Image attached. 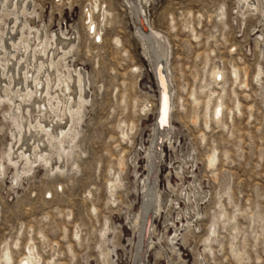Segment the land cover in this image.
Masks as SVG:
<instances>
[{"label":"rangeland","instance_id":"obj_1","mask_svg":"<svg viewBox=\"0 0 264 264\" xmlns=\"http://www.w3.org/2000/svg\"><path fill=\"white\" fill-rule=\"evenodd\" d=\"M142 1L168 48L162 68L173 108L157 147L163 201L143 264H264V0ZM15 2H0V46L26 41L30 29L44 31L43 40L62 33L70 47L52 71H81L88 90L80 121L60 126H75L63 149L46 137L36 150L39 129L18 147L20 115L0 102V264L7 253L9 264H135L161 90L131 6ZM13 51L0 52V82L16 90L24 77H1Z\"/></svg>","mask_w":264,"mask_h":264},{"label":"bare ground","instance_id":"obj_2","mask_svg":"<svg viewBox=\"0 0 264 264\" xmlns=\"http://www.w3.org/2000/svg\"><path fill=\"white\" fill-rule=\"evenodd\" d=\"M1 1L2 0H0V2ZM5 1H6V6H10L12 8L14 7L15 9L19 8V3L15 4L16 0H5ZM126 1L131 6V10H132V12H133V14L137 20L136 23H137L138 31H139L142 39L144 40L145 46H147V50L149 51V54L148 53L147 54L150 55V60L152 61L153 69L156 73L158 85H159L160 90H161L160 103L162 100V103H163L162 114L166 115L169 111L168 109L170 106L168 104V100L170 99V103L172 100V96L170 93L171 90L167 89V87H166V83H165L166 77H165V74H164V71L162 68L164 60H166L168 48L166 49L164 37L149 27L147 18L144 16L145 10L143 7H139L140 5L142 6L143 1L142 0L138 1L141 3L139 6H138L139 3H137L136 0H126ZM251 2H252L251 0H241V3L250 4L251 6L255 7V4H253ZM2 5H3V3H2ZM27 6H28V3L24 4V6H20L21 13L27 12ZM2 9H1V11H2ZM4 12L6 13V11H4ZM19 19L20 18L17 16L16 21H19ZM0 21H1V19H0ZM14 24H16V22H14ZM18 24L19 23H17V25ZM25 26L26 25L23 24L24 28H25ZM91 26H92V24H91ZM15 27H17V26H15ZM23 29H21V30H23ZM43 32L38 30V29L37 30L30 29V36L28 39L26 38L27 39L26 41L23 40L24 42L21 41L19 44H15L11 38L7 42L3 39L1 41L2 45L0 46V52H4V54L5 53L7 54L8 50L10 48L15 49V52L13 51L14 54H12L13 59H11L10 61L8 60V62L5 63L7 65H5L6 68L5 69L3 68V69L6 71L4 74L2 73L1 77H4L7 80H10L11 82L12 81L14 82L16 78L21 79V77H24L23 78L24 83L21 82L22 85L19 86L18 89H16V90L10 89L12 86L10 87V84L8 81H7L8 85L4 84V86H3V84H1L2 81L0 82V102L1 103H4V102L7 103L8 102V104H13V106H11V107L12 108L15 107V109L18 111V113L20 115V118H18L19 116L17 118H13L14 123L19 128L17 138L20 137V140L19 141H18V139L16 140V141H18L17 146H18V144L21 145V143L28 136H32V130L33 129H34V131L39 129V130H41L40 131L41 134L43 133L45 135V137L44 136L39 137V138H41V140L38 141L39 145L35 147L36 150L41 148V144L45 145L46 142H44L43 140H45L46 137H49L50 141H54L55 143H57L59 145V147H61V148L64 147V143H65L66 138L70 137L73 130L75 129L74 128L75 126L71 127L67 132H66V130H63L62 127H60V126L63 124L69 125L71 123H72V125H74L75 121L78 122L79 118H81L80 116H81V111H82V104L85 103L84 101H86L85 94H86V91L88 90L87 85H85V80L83 79V74L81 71L80 72L78 71V73L74 72V73L70 74L67 71L68 66L67 67L64 66L65 70L61 73H60V71L58 73H55L54 71H52V68L56 64V60H62L67 55L69 47H70V43H69V40L66 37V35H64L62 33L60 35H55L54 40L53 39L52 40H50V39L46 40V38H45V40H46L45 41L42 39L43 34H45ZM13 33H14V31H13ZM36 36H38V38H36ZM45 37H46V34H45ZM23 38H24V36H23ZM4 56L6 57V55H4ZM2 59H3V57H2ZM214 75L215 76H221L220 78L224 77V76H222L223 75L222 72L220 73L217 70L214 73ZM234 76L236 79L239 78L237 71L234 72ZM57 79L59 81V84L57 83ZM3 82L6 83V80H4ZM31 84H34L33 85L34 88L33 87L31 88ZM56 89H59L60 95L56 94ZM1 92L6 94V96L2 97ZM14 100H17V101H14ZM17 103H19V104L17 105ZM222 104L220 102V104L216 107L215 112H214V117L217 120L219 118H221V115L223 113ZM35 108L37 109L36 114H34V112H33V109H35ZM24 109H25V111H27L26 114L23 112ZM170 120H171V118H170ZM47 121H50L51 126L52 125L53 126L51 127L49 125L50 127H48V124H50V122L47 125H44L45 122H47ZM55 123L57 124V126L60 127L59 128L60 132H58V129L54 126ZM169 124H170V121H169V114H168V119L164 118V117L159 119V121L156 125V128L154 130L156 137H155V141H154L153 146H152V151L150 152V158H151V164L149 166L150 175H149V177L145 183V186H144L145 195L143 198L144 199L143 208H142V211L140 212L139 216L136 217V221L138 223L137 228L140 229L139 232H141V236H140V240H139V247H138V253H137V258H136L135 264H143V261L145 259V255H146L145 249H146V246L148 243V236L150 235V231H151L153 211L155 210V204H157V201H159L161 199L160 195L159 194L157 195V192H156L157 186L155 184V178H156L155 176L157 173V170H156L157 166L156 165H157V161H158V153H157L158 149H157V147L159 145V141H160V138L162 136L163 130L165 129V131L168 132L169 129H171L170 128L171 126L169 127ZM34 131H33V133H34ZM75 132H77V131H75ZM74 134H76V133H74ZM34 137H33V139H34ZM15 138H16V135H15ZM74 140H76V138H74ZM50 144H52V142H50ZM19 150H20V148H19ZM21 154H22V152H21ZM22 156L24 157V155H22ZM29 158H30V155H29ZM29 158H25V159L27 160ZM216 158L217 157L215 155L212 158H210V160H209L210 166L211 165L213 166L215 164V162L217 161ZM26 160H25V162H26ZM30 160H31V158H30ZM16 163H17V161H16ZM30 163H31V161H30ZM0 171L3 172V167L0 169ZM198 195H199V192H196V196H198ZM155 199H158V200H156V202H155ZM161 201H163V200L161 199ZM183 223H184V221H183ZM77 234H79V233H77ZM30 252H31V254L34 253L32 251H30ZM5 256H6L5 261L7 264H9L10 261L12 260V258H11L9 253H7V255H5ZM36 260H37V258H36ZM32 262L33 261L31 259H26L25 261H22L21 264H32ZM35 263H39V262H35Z\"/></svg>","mask_w":264,"mask_h":264}]
</instances>
